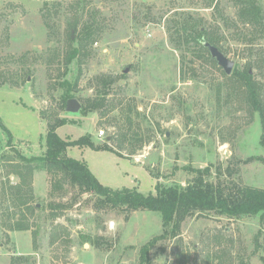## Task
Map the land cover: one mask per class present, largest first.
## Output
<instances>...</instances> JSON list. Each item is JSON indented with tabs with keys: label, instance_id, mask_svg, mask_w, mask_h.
<instances>
[{
	"label": "rangeland",
	"instance_id": "rangeland-1",
	"mask_svg": "<svg viewBox=\"0 0 264 264\" xmlns=\"http://www.w3.org/2000/svg\"><path fill=\"white\" fill-rule=\"evenodd\" d=\"M207 1L0 0V118L13 139L7 146L0 131V264H137L140 247L162 231L158 211L96 208L95 195L54 187L44 170L31 178L38 206L31 227L8 229L18 208L2 186L18 177L7 175L1 156L11 150L41 155L47 123L57 117L67 120L56 129L60 137L90 133L121 152L86 147L80 156L81 147L67 149L104 185L149 193L156 182L184 185L192 169L208 166L213 182L264 188V163L246 161L264 156V137L261 142L260 118L243 87L207 60L206 49L197 57L195 49L177 50L170 41L172 18L202 17L222 37L234 68L250 62L264 98V36H251L231 0ZM259 4L264 10V0ZM92 21L88 52L65 65L69 42L77 45L82 24ZM66 88L81 107L87 99L101 104L86 115L81 107L66 111ZM149 255L150 264H264V222L197 212Z\"/></svg>",
	"mask_w": 264,
	"mask_h": 264
},
{
	"label": "trees",
	"instance_id": "trees-1",
	"mask_svg": "<svg viewBox=\"0 0 264 264\" xmlns=\"http://www.w3.org/2000/svg\"><path fill=\"white\" fill-rule=\"evenodd\" d=\"M215 0H208L207 4L212 5ZM236 6L237 20L247 27L252 37L264 36V10L259 4V0H231ZM217 5V1L214 7ZM77 22L71 24L77 26ZM170 41L177 50H193L195 56L200 57L198 50L205 48L201 40L205 39L217 46H220L222 37L214 26L205 23L202 17H195L189 12H181L177 17L172 18L168 26ZM71 37H69L70 39ZM95 38L94 24L87 22L82 24L78 44H71L70 41L64 55L65 65H68L75 56L86 55L89 43ZM253 39V38H252ZM208 52V50H207ZM209 54V52H208ZM207 60L214 62L209 55ZM250 65V62L247 66ZM246 65L243 69L233 68L228 75V79L234 80L233 84L239 83L245 93L253 111H256L260 118L262 129L261 142L264 137V98L261 89ZM103 83L107 82L103 79ZM68 85V84H67ZM106 92V91H104ZM70 88H66L62 95V107L66 101L72 98ZM100 100L87 101L81 107V114L86 115L100 106ZM67 123L66 118L57 117L47 123L45 133V150L41 155L26 156L25 154L11 150L4 153L1 157L4 164L9 167L7 175L12 174L18 177L15 184L4 183L2 193L8 196L10 203L18 208V218L8 223L9 230L29 229L32 223L29 217L34 214L37 204L33 202L31 178L36 170H44L54 177V187H61L68 184L76 190L77 196L88 193L95 195L94 206L96 208H118L124 211L154 210L161 216L162 231L153 236L139 249V261L137 264H150V250L160 239L176 237L180 233L181 225L187 217L197 212L214 211L230 217H258L264 222V188L247 184H223L213 182L207 178L209 168L192 169L194 175L182 185L164 184L156 182L154 192L142 193L136 187H117L113 188L102 184L90 170L84 159L75 158L67 154V149L73 146L88 147L94 150H108L119 156L121 152L111 144L96 141L90 133L81 135L75 139H65L58 135V126ZM0 131L7 136V146L10 145L12 134L4 125L0 118ZM111 140V138H110ZM260 160L264 163V156H249L246 161ZM72 201L76 200V197ZM13 214L15 212L13 211ZM12 214V216H14ZM28 214V216H26ZM35 233V231L33 232ZM52 241L54 239H51ZM21 256L14 258L20 259ZM186 257L184 256L183 261ZM264 259V256H263ZM14 262L13 260L11 261Z\"/></svg>",
	"mask_w": 264,
	"mask_h": 264
},
{
	"label": "water",
	"instance_id": "water-1",
	"mask_svg": "<svg viewBox=\"0 0 264 264\" xmlns=\"http://www.w3.org/2000/svg\"><path fill=\"white\" fill-rule=\"evenodd\" d=\"M201 44L207 48L209 55L215 60L218 66L222 68L225 74L230 75L233 71L235 61L229 58L224 52H222L217 46L211 44L209 41L202 39ZM128 71V67L124 69V72ZM81 105L75 98H69L66 101L65 110L70 112L79 111ZM109 139V138H107Z\"/></svg>",
	"mask_w": 264,
	"mask_h": 264
},
{
	"label": "crops",
	"instance_id": "crops-1",
	"mask_svg": "<svg viewBox=\"0 0 264 264\" xmlns=\"http://www.w3.org/2000/svg\"><path fill=\"white\" fill-rule=\"evenodd\" d=\"M73 147H70V149H72ZM86 147H81V148H79V153H80V156L82 155V153L84 152V149H85ZM81 159V158H80ZM87 162V161H86ZM88 165H89V163H87ZM90 166V165H89Z\"/></svg>",
	"mask_w": 264,
	"mask_h": 264
},
{
	"label": "built area",
	"instance_id": "built-area-1",
	"mask_svg": "<svg viewBox=\"0 0 264 264\" xmlns=\"http://www.w3.org/2000/svg\"><path fill=\"white\" fill-rule=\"evenodd\" d=\"M103 134H104V131H103L102 129L98 131V135L101 136V135H103Z\"/></svg>",
	"mask_w": 264,
	"mask_h": 264
}]
</instances>
